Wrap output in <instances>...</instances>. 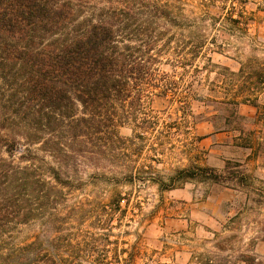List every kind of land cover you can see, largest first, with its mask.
<instances>
[{
  "label": "trees",
  "instance_id": "16d2710c",
  "mask_svg": "<svg viewBox=\"0 0 264 264\" xmlns=\"http://www.w3.org/2000/svg\"><path fill=\"white\" fill-rule=\"evenodd\" d=\"M249 3L0 0V264L66 262L59 248L48 249L39 236L19 244L21 228L46 225L64 191L83 185L81 164L99 165L103 158L126 153L131 140L119 134L123 125L131 122L134 139L142 138L150 118L137 113L152 99H184L180 103L186 105L200 74L196 61L222 51L230 37L247 35L254 21L245 16ZM223 71L228 69L217 74ZM231 73L242 81L221 104L239 120L240 106L259 109L264 63L251 54ZM256 117L264 122V108ZM192 168L180 173L215 184L227 181L206 168ZM168 183L158 182L172 189L176 180ZM240 261L256 259L241 256Z\"/></svg>",
  "mask_w": 264,
  "mask_h": 264
},
{
  "label": "rangeland",
  "instance_id": "374dc122",
  "mask_svg": "<svg viewBox=\"0 0 264 264\" xmlns=\"http://www.w3.org/2000/svg\"><path fill=\"white\" fill-rule=\"evenodd\" d=\"M245 16L254 18L246 36L230 37L222 51L196 61L200 74L186 105L180 103L184 99H152L137 113L150 118L143 137L134 139L131 122L123 125L119 134L131 140L126 153L99 165L81 164L83 185L65 190L46 225L22 227L16 241L39 236L48 249L61 250L63 264H243L241 256L264 264V122L256 119L264 93L259 109H237L239 120L221 104L242 81L231 72L246 57L253 54L264 63V0H250ZM222 68L228 71L218 75ZM245 143L250 147L240 146ZM194 166L227 181L215 184L180 173L194 172ZM96 173L103 176L93 180ZM173 179L172 189L158 184ZM178 190L188 191L190 199L174 197Z\"/></svg>",
  "mask_w": 264,
  "mask_h": 264
},
{
  "label": "crops",
  "instance_id": "0c3cea01",
  "mask_svg": "<svg viewBox=\"0 0 264 264\" xmlns=\"http://www.w3.org/2000/svg\"><path fill=\"white\" fill-rule=\"evenodd\" d=\"M173 196L179 199H186V200L190 199V193H188V191L178 190L175 193H173Z\"/></svg>",
  "mask_w": 264,
  "mask_h": 264
}]
</instances>
